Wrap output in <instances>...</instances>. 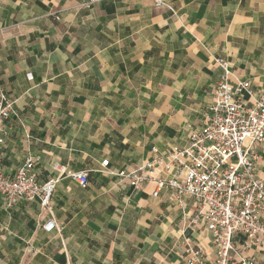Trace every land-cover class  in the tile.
I'll use <instances>...</instances> for the list:
<instances>
[{
	"label": "crops",
	"instance_id": "crops-1",
	"mask_svg": "<svg viewBox=\"0 0 264 264\" xmlns=\"http://www.w3.org/2000/svg\"><path fill=\"white\" fill-rule=\"evenodd\" d=\"M224 58L264 92V0H0V93L12 103L0 163L12 177L27 158L40 182L54 164L86 170L85 187L64 177L53 192L60 230L37 200L5 210L0 196V264H185L212 236L154 183L130 186L96 171L139 166L200 129ZM264 175V141L253 146ZM234 248H250L239 235Z\"/></svg>",
	"mask_w": 264,
	"mask_h": 264
},
{
	"label": "built area",
	"instance_id": "built-area-1",
	"mask_svg": "<svg viewBox=\"0 0 264 264\" xmlns=\"http://www.w3.org/2000/svg\"><path fill=\"white\" fill-rule=\"evenodd\" d=\"M101 0H89L97 2ZM163 8L166 0H150ZM222 70L216 81L213 101L204 112L200 129H191L185 146L160 152L155 146L139 166L113 172L108 160L96 171L114 175L134 187L154 183L152 195L165 188L176 205L193 199V217L205 224L212 236L213 259H207L199 244L184 246L185 264H261L251 253L242 255L234 248L239 236L246 244L264 253V175L255 171L253 146L264 141V92H254L250 81L239 78L224 58H214ZM13 114L12 103L0 93V155L7 137L5 121ZM34 159L27 157L12 177L0 163L2 206L10 210L19 199L37 200L48 217L41 224L45 232L60 230L54 220L52 197L57 183L68 177L81 187L89 180L86 170L72 171L55 163V174L40 182L33 171Z\"/></svg>",
	"mask_w": 264,
	"mask_h": 264
}]
</instances>
